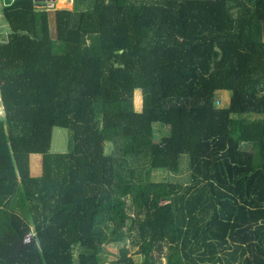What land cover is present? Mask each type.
Returning <instances> with one entry per match:
<instances>
[{"label": "trees", "instance_id": "obj_1", "mask_svg": "<svg viewBox=\"0 0 264 264\" xmlns=\"http://www.w3.org/2000/svg\"><path fill=\"white\" fill-rule=\"evenodd\" d=\"M1 15L0 264H100L120 242L109 264H264V0H15ZM182 154L186 184L149 178Z\"/></svg>", "mask_w": 264, "mask_h": 264}, {"label": "rangeland", "instance_id": "obj_2", "mask_svg": "<svg viewBox=\"0 0 264 264\" xmlns=\"http://www.w3.org/2000/svg\"><path fill=\"white\" fill-rule=\"evenodd\" d=\"M2 5H3V0H0V37L1 35H4L7 30V25L2 19V15H1ZM65 9L71 10L72 4L65 3ZM53 25H54L53 19L51 15L50 28H51V32L54 34ZM138 96L140 98V104H137L136 98ZM229 96H230V93L224 91V92L217 94L216 99L220 100V104L224 106L228 104ZM133 101H134L135 109L137 111L140 110L141 103H142L140 92L136 91L134 93ZM2 115H3V109L0 108V116ZM67 147H68V131L63 128H53L50 152L51 153H65L67 151ZM241 147L243 149L249 150L251 148V144L242 143ZM109 151H110V146L106 145L105 152L109 153ZM186 165H187V156L185 154H182L180 155V161H179L180 170L177 174H169L166 172L156 170L150 173L149 178L154 182L166 181L169 183H176V184L184 185L188 182V171H187ZM128 212L131 214L130 210ZM125 244H126V247L128 248V252L135 259H138V255L135 253L136 246L131 245L130 237L126 239ZM122 245H123V242L110 243V244L105 245L103 250L100 252V264H109L110 262H112V260L116 259L118 256V250L120 246ZM162 264H164V259H162Z\"/></svg>", "mask_w": 264, "mask_h": 264}, {"label": "built area", "instance_id": "obj_3", "mask_svg": "<svg viewBox=\"0 0 264 264\" xmlns=\"http://www.w3.org/2000/svg\"><path fill=\"white\" fill-rule=\"evenodd\" d=\"M15 0H11L13 3ZM33 3V8L36 11H44V12H54L56 10L65 9V3H69L73 5L74 0H31ZM68 10V9H67ZM7 34L5 32L4 35H1L0 42L7 41ZM220 100H216V104H219ZM32 234H29L26 238V241H29L32 237Z\"/></svg>", "mask_w": 264, "mask_h": 264}, {"label": "crops", "instance_id": "obj_4", "mask_svg": "<svg viewBox=\"0 0 264 264\" xmlns=\"http://www.w3.org/2000/svg\"><path fill=\"white\" fill-rule=\"evenodd\" d=\"M41 161H42V158L40 155H31L30 156V173L32 176L40 177V175H41Z\"/></svg>", "mask_w": 264, "mask_h": 264}, {"label": "water", "instance_id": "obj_5", "mask_svg": "<svg viewBox=\"0 0 264 264\" xmlns=\"http://www.w3.org/2000/svg\"><path fill=\"white\" fill-rule=\"evenodd\" d=\"M11 4H12V3H11V0H3V5H5V6H9V5H11ZM152 132L154 133L155 130L153 129Z\"/></svg>", "mask_w": 264, "mask_h": 264}]
</instances>
